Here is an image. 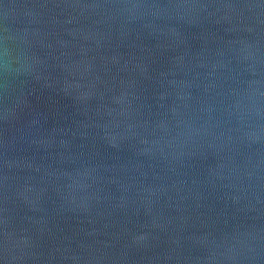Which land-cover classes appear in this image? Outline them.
<instances>
[{
	"label": "water",
	"instance_id": "water-1",
	"mask_svg": "<svg viewBox=\"0 0 264 264\" xmlns=\"http://www.w3.org/2000/svg\"><path fill=\"white\" fill-rule=\"evenodd\" d=\"M0 264H264V0H0Z\"/></svg>",
	"mask_w": 264,
	"mask_h": 264
}]
</instances>
